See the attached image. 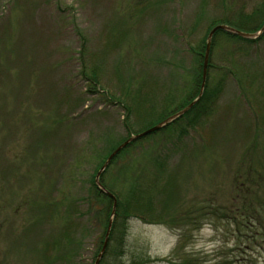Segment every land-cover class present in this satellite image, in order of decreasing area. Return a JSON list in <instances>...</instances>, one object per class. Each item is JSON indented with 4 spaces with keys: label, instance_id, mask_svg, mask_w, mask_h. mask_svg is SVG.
<instances>
[{
    "label": "rangeland",
    "instance_id": "1",
    "mask_svg": "<svg viewBox=\"0 0 264 264\" xmlns=\"http://www.w3.org/2000/svg\"><path fill=\"white\" fill-rule=\"evenodd\" d=\"M262 5L264 0H0V264H40L41 242L49 239V244L50 237L60 232H56L57 217L54 231L49 230L51 225L33 226V207L27 202L29 190L37 192L39 176L45 171L37 167L42 158L63 159L52 169L50 183L74 194L76 187L65 184L64 178L73 171L74 178L86 182L95 158L106 148L101 151L98 140L96 153L88 160L82 156L81 162L68 153L83 155L102 131L116 142L127 136L124 126L137 133L178 108L194 79L191 49L198 47L207 22L223 9L235 12V17L241 11L247 16L260 10L263 14ZM246 22L245 27H253ZM215 48L210 62L219 68L227 66L225 53L234 54L239 85L228 78L211 117L185 139L179 134L183 122L149 139L154 147L160 146L162 137L173 142L169 166L181 171L172 174L169 202L177 204L161 222L127 221L123 253L115 256L118 264L147 258L154 261L149 264H168L161 261L165 258L180 263L184 254L208 263L235 256L234 225L203 215L210 212L205 207L213 211L216 206L235 213L230 180L240 148L233 141L235 147L226 152L228 162L219 165L218 158L213 170L203 145L222 135L224 126H232L233 118L225 120L231 115L228 112L239 114L235 129L250 120L246 117L252 110L240 96V88L244 93L247 76L264 80V39L250 46L225 42L221 36ZM219 70L212 73L211 82L221 76ZM245 96L249 98L247 91ZM237 106L245 112H236ZM254 106L253 116L264 122V108L259 103ZM258 126L264 130V124ZM240 139L235 134V140ZM262 142L264 146V134ZM136 159L137 164L154 168L146 158ZM118 165L105 179L115 191L126 185V172ZM154 207L155 213L160 210L157 202ZM187 210L193 212L184 223L181 214ZM97 219L90 217L89 222L96 224ZM75 222L84 237L75 262L92 264L101 228L94 230L84 220L69 219L65 227L72 239ZM257 260L262 264L263 255Z\"/></svg>",
    "mask_w": 264,
    "mask_h": 264
},
{
    "label": "trees",
    "instance_id": "2",
    "mask_svg": "<svg viewBox=\"0 0 264 264\" xmlns=\"http://www.w3.org/2000/svg\"><path fill=\"white\" fill-rule=\"evenodd\" d=\"M262 8H264V5H262ZM262 11L263 10L257 11L254 15L248 16L243 15V12L241 11L237 13V16L235 17V12L223 9L219 15L213 17L207 22L204 35L202 36L198 47L191 49V58H193L194 61L192 69L194 79L192 78L193 82H191L189 93L184 97L180 106H178V108L174 111L164 113L154 124L145 129L137 130V133H133L130 128L124 126L127 136L116 142H114L109 136L108 131H102L97 136L96 141H91L90 145L93 147L89 151L86 150V153L83 155H81V152L79 151H72L68 153L69 158L73 159L75 156L76 160L81 162L82 156L84 157L85 155V159L88 160L89 156L96 153V149H99L96 145L99 143L98 140L101 142V151L104 150L103 146L106 148V152L104 154H99L98 157L95 158L93 166L90 169L91 171L88 173L89 177L86 182L77 177L74 178L73 171H70L64 178L65 184L71 185L72 189L73 185L76 187L74 194L73 190H69V192L62 190L61 192L59 191L57 184L50 183V173H52L53 168L58 167L60 163H62V158H56L55 161L42 158L39 164L37 163V167H44L45 171L49 172L47 173L44 171L41 173V176H39V181L37 182L38 193L34 192L32 189H30L32 192L29 190L27 202L31 207H33L31 210L34 214L33 226H52L54 225L52 224L53 221L57 217L59 218L60 227L56 231H60L57 234V237H50L51 242L49 244H47L49 239H44L45 241L41 242L44 246L42 247V258L39 261L40 264H76L75 257L77 256L78 250L81 248V243L84 238L81 235V226L76 225L77 222L74 223L76 227V235L73 234V239L71 232L69 234V231L65 226H67V221L70 219L72 223L75 220H84V224H88V227H90L89 225L92 224L89 222L90 217L95 219L98 218L96 220V224H92L93 229L96 230L97 227L101 228V237L98 240L97 250L95 251L92 260V264H94L96 257L102 248L112 209V198L101 192L95 185L94 180L97 172L112 151L115 150V148L122 142L127 140L130 136L139 134L142 131L160 123L169 116L186 107L197 97L201 84V70L205 41L209 31L213 27L217 25H226L246 33L254 34L260 30L264 23V13L260 14ZM255 15L258 18L257 21ZM247 19L251 22L253 26L252 28L245 27ZM235 20L240 23H235ZM203 21L204 20L201 19V22ZM221 36L224 38L225 42H240L245 45L253 46V44H256L264 39V32L255 40H246L228 34L224 31H216L211 40L206 70V81L202 95L198 102L195 103L180 118L171 122L159 131L129 143L117 153V155L110 161L106 169L102 172L99 177V182L107 192L113 195L116 205L114 214L111 218L112 224L108 235L106 249L99 261V264H110V259L112 260V264H118L115 256L120 257L123 253L127 231V221L129 219H139L145 223H153L154 221L161 222L165 216L169 217L171 215L172 206L177 204L176 202L174 203V201L169 202V197L172 196L170 181L173 176L172 174L174 171H181V167L172 171L169 166V155L174 146L173 142L171 141L168 143L170 137H162L160 146L154 147V143L149 139L152 138V136L169 131L172 127L182 122L184 123V126L179 129V134L183 137V139H185V137H188L192 131H195V128L202 120L211 117L215 105L224 91V86L226 85L228 78L234 82L236 80L239 85V81L235 77V59H232L234 55L233 53H225L227 66L224 68L216 67L212 64V62H210L216 49L217 39ZM215 69H220L219 72L221 73V76L218 80L215 81L213 79L214 82H211V76ZM237 75L240 76L241 73L239 74L237 72ZM97 77V71L94 70L92 78L96 80ZM83 79L91 83L89 77H85V75H83ZM260 80L261 79H257L254 76H247L245 78V83H248L247 85L249 86L245 85L244 88L248 92L249 98L245 96V90H243L244 93H241L240 88V96L244 99V101H246L245 105L248 109L251 108L250 111L252 110V115L248 117L243 116L250 118V120L245 123L247 124L245 125L246 127L242 125V127L235 129V117L239 114L235 115L233 112H228L227 115H231L227 116L225 120H228L230 117L233 118L232 126H224V128L220 129L222 135L219 134V136L215 135L211 137L203 145V154L208 153L212 158L213 170L215 169V162L218 163V158L221 159L219 160V165L220 161L228 162L226 152H231V150L235 147V143H233V141H235L237 143L236 146L240 148L238 159L235 162V172L230 180V193L233 194V199L235 200V213L232 215L233 211L232 209L229 211V207L226 210H223L216 206L213 208V211H211L210 207H205V212L206 209L210 210V212L207 211L205 215H203L205 219L208 218V215L209 217L210 215H214L216 217L223 218L228 223H232L234 225L235 256H231L230 258L223 256L217 261L214 260V262L208 263L207 261L203 262L201 259H194L191 258V256L184 254L181 257L182 260L180 263L172 262L167 258L162 259L161 261L168 264H260L257 260L258 256L263 255L264 257V146L260 145V142L263 144L262 137L264 130L258 126V124L263 126L264 122L260 123L257 117L253 116L255 115V112L253 111V108L255 107L254 103H259L264 108V80ZM260 98L262 99V102L259 101ZM237 107L236 112H245L242 106ZM123 108L125 111L130 112V109H128L125 104ZM250 125H254L252 129L250 128ZM228 127H231V129ZM261 132L263 134H261ZM235 134L238 135V137H241V139L235 140ZM49 136V134L45 135L46 138H49ZM177 139H180L178 134ZM227 143H231L232 147H228ZM220 151L221 155L216 156ZM137 156L146 158L147 160L145 162L149 161L150 166L154 165V168H150L149 165L137 164L135 162V160H137ZM116 164H119V169L123 168V171L126 172V175L124 174L126 176V185L124 184L125 186L122 187L123 189L121 188L118 191H115L111 186H108L105 180L110 172V169ZM209 172H212V170L210 169ZM57 182H61V177ZM156 202L159 204L160 210L155 213L156 210L154 204ZM192 212L193 210H187L181 214L184 217V219L182 218L184 223L186 220L189 221L188 218ZM164 223H168V221H165ZM53 227L54 226L50 227L49 230L51 231ZM46 238H48V236H46ZM113 247L116 250H114ZM110 254H113L112 258H110ZM152 262L154 261L147 258L130 264H149ZM262 264H264V261Z\"/></svg>",
    "mask_w": 264,
    "mask_h": 264
},
{
    "label": "water",
    "instance_id": "3",
    "mask_svg": "<svg viewBox=\"0 0 264 264\" xmlns=\"http://www.w3.org/2000/svg\"><path fill=\"white\" fill-rule=\"evenodd\" d=\"M216 31H224L228 34L237 36L239 38L242 39H246V40H255L258 37H260V35L264 32V23L261 26L260 30L257 33H246L234 28H231L229 26L226 25H217L215 27H213L207 37H206V41H205V49H204V55H203V63H202V70H201V84H200V89H199V93L197 95V97L191 101L186 107H184L183 109H181L180 111L174 113L173 115L169 116L168 118H166L165 120L161 121L160 123L150 127L149 129L136 134V135H132L130 136L127 140H125L123 143H121L118 147L115 148V150L112 151V153L107 157V159L105 160V162L103 163L102 167L99 169V171L97 172L96 176H95V185L97 186V188L105 193L107 196L112 198V209H111V217L109 219L107 228H106V232H105V236H104V240H103V244H102V248L99 252V254L96 257V260L94 262V264H99V261L101 260L105 249H106V245L108 242V235L110 232V228H111V218L114 214V210H115V205H116V201L115 198L113 197L112 194H110L109 192H107L100 184L99 182V177L102 174V172L106 169V167L108 166V164L110 163V161L117 155V153L119 151H121L125 146H127L129 143H131L132 141L142 138L146 135H149L151 133H154L156 131H159L160 129L164 128L165 126H167L168 124H170L171 122L175 121L176 119L180 118L183 114H185L195 103L198 102V100L200 99L202 92H203V88L205 85V81H206V70H207V63H208V57H209V51H210V47H211V40L212 37L214 35V33Z\"/></svg>",
    "mask_w": 264,
    "mask_h": 264
}]
</instances>
